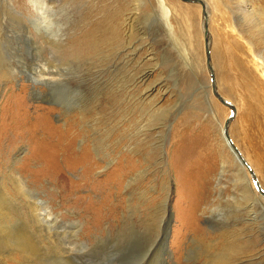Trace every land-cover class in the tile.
Wrapping results in <instances>:
<instances>
[{"label":"rangeland","instance_id":"obj_1","mask_svg":"<svg viewBox=\"0 0 264 264\" xmlns=\"http://www.w3.org/2000/svg\"><path fill=\"white\" fill-rule=\"evenodd\" d=\"M214 1L212 31L246 69L242 79L228 66L227 97L215 89L232 107L212 92L202 6L203 43L186 61L162 21L184 44L181 13L155 0H0V184L11 209L0 264H264V202L251 173L245 194L237 186L222 139L229 119L264 190V82L248 49L264 60V37L234 24L264 0ZM34 196L51 227L29 219Z\"/></svg>","mask_w":264,"mask_h":264},{"label":"bare ground","instance_id":"obj_2","mask_svg":"<svg viewBox=\"0 0 264 264\" xmlns=\"http://www.w3.org/2000/svg\"><path fill=\"white\" fill-rule=\"evenodd\" d=\"M155 2L159 6V9L164 11V13H166V14L168 12H173V11L175 13H177V12L181 13V15L180 14H178V15L180 16V18L183 22V23H181V24H183L182 25L183 29H182V32L180 34L182 35V38H181L183 40L182 42L183 43L185 42L184 44H181L180 39L179 38L177 39V37L173 35L174 32L172 31V26H173V25H171L172 22L170 23L166 16L162 17V19H163L162 21H164L163 25H164V28H165L167 34L169 35V37L171 36L173 38V41H175L177 43L180 50L182 51L181 55L184 56V59L186 61H189L190 53L193 57H195L196 54H198V49L200 48L201 44L203 43V39H202L203 34H202L201 30L204 31L205 51L207 49L208 55H209L208 61H206V62H207L208 69L210 70L212 92L216 97L218 95L220 98H222L220 96V94H218L216 92L215 89H217L222 95L227 97L231 93L230 86L228 87V85L233 86V81L231 78L232 74L229 75L228 66H230V64H232L233 68H237L238 73L242 79H244L243 75L244 74L246 75V69H245V67L243 68L242 65L239 63L240 61L237 60V57L234 55L235 53H232L230 51V47L227 45L226 40L224 42V39H222L223 37L222 38L219 37L218 33L215 34L214 33L215 31L214 32L212 31L211 17L214 15V13L212 14V12L210 11V7L212 6V2H215V1L214 0H201V3L204 6V8H203V10H204L203 16L204 17L202 16V21H201V28L202 29L201 30L198 28V23L196 20V14L197 13L199 14V12H200V10H198V9H199V7H201V3H199V2H194L197 4H181L180 3L179 4L180 6H177L174 3L170 4L168 0H155ZM189 2L193 3V1H189ZM213 7H215V6L213 5L211 8H213ZM177 9H181V11H178ZM214 9H216V8H214ZM243 9H244L243 10L244 13H243V15H241V21L242 20L244 22L247 21L248 23L251 21L252 24H251V22H250V24H248L246 22L244 25V24H241L240 20H239V22L236 21V23H234V24L237 27L241 26L242 30H240V32H242V33L246 32L248 37L252 36V34H255V36H258V37H264V6L247 4V6H245V8H243ZM204 20H205V22H204ZM231 31H233L232 28H231ZM205 40H206V42H205ZM251 45H252V43H251ZM248 49L250 52L249 56L251 57L250 62L252 63V67L258 73V78L264 82V60H262L258 54L252 53L250 50V47ZM252 51H253V49H252ZM206 60H207V57H206ZM209 61L212 64V67H211ZM193 72H196L195 66H194ZM213 75L215 76V78L213 77ZM234 79H235V77H234ZM259 79H258V81H260ZM47 81H49V80H47ZM216 93H217V95H216ZM202 95L203 94H201V92L197 94V96H201V97H202ZM250 95L252 96V94H250ZM253 95L255 97L257 96V98H259L260 94L259 93H255V94L253 93ZM222 99H223V101L228 102L224 98H222ZM218 100L221 101L223 104H225L219 98H218ZM231 109L234 110V107ZM228 121H229V119H226V121L224 123L223 135H224L225 129H226V134L228 135V133H227L228 131L226 128ZM248 136H250V135L247 132L243 134V140L244 141L246 140V142H245L246 149L247 150L253 149V151L254 150L258 151L257 147H255L254 144H251L253 140L252 139L247 140ZM222 139L226 143V145L228 144V146L231 149V153H232L235 161L238 163L237 164L238 170H237V174L235 176V179H236L235 182H236L238 187L239 186L242 187L241 191L245 194L246 190L244 189V187H246L245 183H246V180L248 179L247 173L250 174V171H252L250 169L251 167L245 163V161L241 155L242 153L239 155V153H238L239 151L237 152L238 147L234 143V141L237 139V136H236V139H234V141L231 139V137L229 138V136H228V138H227L225 135L222 136ZM244 163H245V165H242ZM251 163H253V165L256 167V172H260V173L262 172V169L260 168L261 167L260 163H258L256 159H253ZM251 163H250V165H252ZM251 176H252V179L254 180L253 181L254 184L255 185H256V183L259 184V182H258L259 180H258L257 176L254 173L251 174ZM18 181H20V180H18ZM2 186H3V184L2 185L0 184V229L3 228V225L7 224L6 218H9V216L11 215V209L7 208V203H8L9 197H8L7 193L5 192V190ZM246 189H248V188L246 187ZM260 189H261V191H259V194H260L259 197H261V199L264 202V190L262 189V187H260ZM30 197H32V196H30ZM40 205H42L41 201H39V199H37V197H35L33 199V201L30 203V205L28 206V215L30 216V218L29 217L28 218L33 219L34 222H37L39 224L38 226H40L41 222H44V223H47V225L49 227H51L50 226L51 220L48 219V217L45 213L39 212V209L44 210L43 212H45L46 207L44 208L43 205L42 206H40ZM161 208H160V205L156 208L157 213L160 216V225H161V229H162V233H160V234L158 233L159 234L158 237L160 240V244L165 246L166 236L168 233V220H166L165 215H164V210ZM50 219H51V217H50ZM22 220H25V219H22ZM24 225L26 226L25 222H24ZM0 232H1V230H0Z\"/></svg>","mask_w":264,"mask_h":264},{"label":"water","instance_id":"obj_3","mask_svg":"<svg viewBox=\"0 0 264 264\" xmlns=\"http://www.w3.org/2000/svg\"><path fill=\"white\" fill-rule=\"evenodd\" d=\"M185 1H193V2H199V3H201V0H185ZM201 6H202V12H203V14H204V10H203L204 6H203L202 3H201ZM205 42H206V40H205ZM206 57H207V61H208L209 55H208V51H207V49H206ZM216 95H217V93H216ZM217 97H218L220 100L223 101V99L220 98L218 95H217ZM223 102H224L226 105L232 107V105H231L230 103L225 102V101H223ZM224 135L228 138V135L226 134V129L224 130ZM250 173L253 174L252 171H250ZM256 186L258 187V188H257L258 191H261V189H260V185H259L258 183H256Z\"/></svg>","mask_w":264,"mask_h":264}]
</instances>
